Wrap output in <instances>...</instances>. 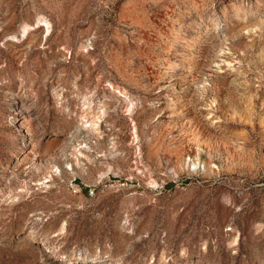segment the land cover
I'll use <instances>...</instances> for the list:
<instances>
[{"label": "rangeland", "instance_id": "rangeland-1", "mask_svg": "<svg viewBox=\"0 0 264 264\" xmlns=\"http://www.w3.org/2000/svg\"><path fill=\"white\" fill-rule=\"evenodd\" d=\"M0 264H264V0H0Z\"/></svg>", "mask_w": 264, "mask_h": 264}, {"label": "bare ground", "instance_id": "bare-ground-1", "mask_svg": "<svg viewBox=\"0 0 264 264\" xmlns=\"http://www.w3.org/2000/svg\"><path fill=\"white\" fill-rule=\"evenodd\" d=\"M46 26H47V23H46ZM46 28L48 29V26ZM119 105L124 106L126 108V110H130L134 106V104L131 101H126V100H124L123 102L122 101H118L116 103L115 107H117ZM99 117L100 116H98V117H96V119H93V120L90 121V123L87 125L89 130L96 131V130L99 129V121H98Z\"/></svg>", "mask_w": 264, "mask_h": 264}]
</instances>
